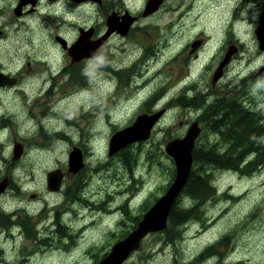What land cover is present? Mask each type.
Returning <instances> with one entry per match:
<instances>
[{
    "label": "rangeland",
    "instance_id": "rangeland-1",
    "mask_svg": "<svg viewBox=\"0 0 264 264\" xmlns=\"http://www.w3.org/2000/svg\"><path fill=\"white\" fill-rule=\"evenodd\" d=\"M121 2V12L129 7L139 14L145 0ZM9 3L4 0L3 5ZM262 5V0H167L151 18L136 23L143 27L142 23L150 22L154 32L148 28L138 33L134 30L127 37L113 35L105 47L106 52L112 51L111 65L134 62L138 69L135 73L144 70L140 76L131 74L130 84L115 85L113 79L104 82L97 69L102 60L95 56L88 61L86 75L78 85L53 87L56 90L52 98L48 94L37 96L36 86L32 92L33 87H27L16 93L15 101L5 103L12 119L0 130V158H5L0 159V181L5 177L8 181L0 194V212L9 225L0 226V264H97L116 242L123 240L133 230V221L145 203L163 196L174 178L173 160L164 151L167 141L182 136L194 116L221 98L218 93L211 94L210 81L234 42L240 44L235 45L239 50L225 66L218 86L227 97L237 95L243 105L249 103L260 111L263 118L259 122L264 124V81L253 77L245 86L243 80L264 63V50L258 49L254 34ZM88 8L81 6L72 19L60 20L53 16L57 7L51 10L52 16L42 15L46 10L43 7L41 17L33 21L32 28L38 24L40 30H34L38 41L30 45L31 52H41L36 51L41 46L54 49L45 38L50 21L48 30L52 34L57 31L74 38L78 25L93 20ZM137 39L154 45L156 54L145 63L139 62L142 45ZM15 46L9 42L8 52L3 55L14 57ZM41 53L36 55L41 63L39 71L47 67L38 57L50 59ZM58 62L61 66L68 60L58 57ZM193 82L197 84L194 97L199 96L195 99L199 104L190 105L191 98L177 101L174 96ZM39 83L35 78L32 84ZM203 94L212 96L205 98ZM143 101L154 104L152 113L162 106L168 110L156 121L149 138L108 155L111 135L135 121ZM206 133L201 128L202 135L196 142H214L217 147L222 144L216 134ZM14 140L22 145L23 152L12 160ZM76 146L83 151L84 167L77 176L65 175L58 190H49L46 173L60 168L72 174L68 158ZM123 154L126 159H122ZM212 171L215 194L205 201L202 220L187 222L184 230L167 243L159 230L150 231L124 264H264V165L245 175ZM77 185L81 188L76 193ZM73 196L76 200L66 201ZM180 203L187 205L190 200L181 195ZM59 206L57 214L55 208ZM54 221L59 225L50 228L60 226V231L52 235L50 243L45 242L42 237ZM210 247L214 252L196 261Z\"/></svg>",
    "mask_w": 264,
    "mask_h": 264
},
{
    "label": "flooded vegetation",
    "instance_id": "flooded-vegetation-1",
    "mask_svg": "<svg viewBox=\"0 0 264 264\" xmlns=\"http://www.w3.org/2000/svg\"><path fill=\"white\" fill-rule=\"evenodd\" d=\"M147 2L148 0H145L141 12L137 14L129 10V7H126L125 9L123 8V11L121 12L118 8V6L122 4L121 0H10V3L6 6L3 5L4 0H0V130L5 129L8 123L12 119V116H10L11 112L6 110L5 103L9 102V100L15 101L16 98L18 97L16 95L17 92L19 91L24 92L26 91L27 87L28 89L33 87L30 90L32 92L35 89L34 86H36L38 89L37 96L39 97L44 95L47 96V94L51 96L53 92L56 90V89L53 90V87L57 88V86L60 85H65L66 87L72 83L78 85L82 77L86 75L85 71L88 69L89 66L87 64L88 61H90L95 56L101 58L102 60V62H100L99 68L97 67V69L99 71L100 77L104 80V82L106 79H108L109 81H112L113 79L115 85L117 84L116 82L122 84H126V83L130 84L131 83L130 80L132 79L130 77L131 74L134 76L138 74L139 76L142 75L144 70L140 71L139 73H135V69H137L136 68L137 63L134 62H132L128 66H124L122 62L118 64L116 67L111 65L112 51L109 50L106 52V48L110 41V38L113 35L119 37H127L134 30H136V32L138 33L139 29L141 31L144 30L146 31L148 28L152 29V31L154 32L155 29L152 28L150 22L142 23L145 24L143 27H140V25L139 26L136 25V23L140 19L151 18L158 11H160L162 8L165 7L167 0H162L159 7L150 14L143 15ZM263 2L264 0H262V4ZM51 4L54 5L50 9ZM84 5L89 7L87 10H90V14L93 15L92 21L94 22L92 23V21L91 22L86 21L81 23L82 26L78 25L76 27L77 34L75 35L74 38L73 35H71L70 38H67L66 35L62 33H58L57 31L54 32V34H52L51 30H48L52 26L51 21L46 24L45 38L47 36L49 43L54 49H48V48L44 49V46H41V49L36 50L48 54L49 58L52 60L51 61L50 59H48V57H43V58L38 57V60L42 62V65H44V67H47L46 69L39 71L38 67L41 63L37 61L36 55L42 53L41 52L32 53L31 50L33 49H30V45L38 41V39H36L35 37L36 34L35 32L37 30L38 31L40 30L38 24L35 26V28H32L33 21L36 19V17H41L40 15L42 13V8L45 6H46V10L45 13H43L42 15L52 16L51 10L57 7V12L53 10L54 12L53 16L55 17V19L59 18L60 20H67L70 18L72 19L73 17L72 15L76 11V9L81 6L83 7ZM110 18L112 20L110 22V26L112 25L113 21L117 22L118 20V22H122V21L125 22L126 28L124 29V35H120L121 33L116 29L114 24L112 25V27L108 25L109 24L108 19ZM71 22L72 21L69 22V25L71 24ZM55 27L56 26L54 24L53 29H55ZM164 29H166V27H164ZM80 36L84 37L83 40H85L87 44H89V46H91L92 44L94 45L96 41L99 40L98 45L94 47L93 50L91 51L89 50L90 52L84 49L83 53L85 54H83L84 56L81 57L80 59H73V57L69 54V47L75 41H77ZM59 39L65 42L66 47L63 46V44ZM46 40H44V42ZM137 41L140 42L142 45V51H141L142 58H139V62L142 61V63H145L147 58L155 56L156 51L155 48L153 47L154 45L152 42L145 41L144 39H137ZM9 42L16 44V46L12 49V51L15 52V55L14 57H10V58L9 55L8 57H5V55H3L4 52H8L7 47ZM234 44L235 45L237 44V47H239L240 45L237 42H234ZM237 49L239 50V48ZM50 51H54V53H50ZM26 52L27 55H25L24 57V54ZM58 57L60 58L61 61L68 60V63L58 66L60 65L58 62ZM106 62L109 64L108 67L106 66ZM52 64L54 68H50ZM75 68H79V70ZM224 68H223V74H224ZM35 78L39 79L40 81L39 85L32 84ZM210 82H211L210 89L212 91L211 94H213L214 96L216 93H218L219 97H221L222 100L226 99L227 95L225 93L222 94V88H219L218 86L219 81L213 83L211 80ZM245 84H246L245 86H247L248 81ZM196 85L197 84L193 82L185 86L181 91L183 93L182 94L180 93V95L177 94L176 96H174V98L177 99V101L183 100L180 98H187V99L191 98L192 101H195V99L199 98V96L194 97V89ZM186 92L187 93L191 92V94H187ZM184 95H188V96L183 97ZM52 96L50 98H52ZM209 96L204 95L203 97L207 98ZM219 97L216 96L215 99H218ZM153 105L154 104L152 103L148 104L143 101V104L138 108V110H141L140 114H144V113L150 114L152 113V111L155 110ZM249 105H250L249 103L246 104L247 107H249ZM162 109H163V114L165 111L168 110L165 106H162ZM199 110L198 113H200ZM200 115L198 114L197 116ZM197 116L196 117L194 116L192 121L197 120L198 126L200 127V131H201V123L199 121V118H197ZM160 118H162V116ZM160 118L158 120H160ZM14 142H17V140H14L13 144ZM129 144H127L125 148ZM77 148L80 149L83 158L82 149L80 147ZM123 149L124 147L121 150ZM118 154H119L118 156H120V152ZM0 159H3L5 161V158H3V156ZM83 167L84 166H82L76 172H71L72 174H68L67 169L66 171L62 170V172L64 173V176L65 175L77 176L79 175L80 170ZM79 188H81V185H77L76 193L77 191H79ZM77 198L79 201L81 200L80 199L81 196L78 195ZM73 199L76 200V198H74L73 196V197H69L66 201H70ZM61 207L62 206L55 208L57 214L61 210ZM54 224L59 225L57 221L56 222L54 221L49 224V227L47 228L48 234H46L45 237H42V240H44L45 242L50 243L51 240L53 239L52 235H55L60 231L59 229L60 226H56V229L54 230L50 228V226ZM40 242L42 241L40 240ZM124 263L125 262H123L122 264Z\"/></svg>",
    "mask_w": 264,
    "mask_h": 264
},
{
    "label": "trees",
    "instance_id": "trees-1",
    "mask_svg": "<svg viewBox=\"0 0 264 264\" xmlns=\"http://www.w3.org/2000/svg\"><path fill=\"white\" fill-rule=\"evenodd\" d=\"M260 79L264 81V75L258 78ZM243 80L247 82L254 78L249 75ZM189 104L198 105L199 103L197 100H189ZM205 109V112L198 117L202 132L216 134L222 144L217 147L214 142L195 141L190 173L169 209L166 226L158 231L165 243L172 241L180 231H183L187 222L202 220L201 214L204 213L205 201L212 199V195L215 194V186L212 182L213 169L229 170L245 175L264 165V124L259 122L263 118L260 111L250 105L249 107L243 105L237 95L224 100L219 98L216 103ZM124 158L123 154L122 159ZM172 174L175 175L173 168ZM181 195L188 197L190 203L182 206ZM156 200L157 197L150 203H145L144 210L133 221L134 228ZM8 225L7 218L0 212V226L7 227ZM213 252L211 247L206 248L197 256L196 261Z\"/></svg>",
    "mask_w": 264,
    "mask_h": 264
},
{
    "label": "water",
    "instance_id": "water-1",
    "mask_svg": "<svg viewBox=\"0 0 264 264\" xmlns=\"http://www.w3.org/2000/svg\"><path fill=\"white\" fill-rule=\"evenodd\" d=\"M162 0H148L146 3L143 15H148L156 10L161 4ZM111 18L108 19L110 26ZM123 34L126 24L124 21L115 22L112 25ZM112 25L110 27H112ZM128 26V25H127ZM255 38L258 42V49L264 50V2L261 14L258 19L257 26L254 31ZM84 37L80 36L69 47V54L73 59H80L83 57L85 50H93L98 45V41L91 46L87 44ZM60 40V39H59ZM64 47L65 42L60 40ZM197 41L192 43V48L197 45ZM89 51V52H90ZM237 52L235 45H230L225 51L223 57L219 61L212 75V82L215 83L223 74V68L229 63L231 56ZM264 75V63L256 70L255 76ZM163 109L150 114H139L135 121L120 130L115 131L108 142V155H112L117 150L125 147L127 144L134 141L145 140L149 137L152 127L156 121L162 116ZM200 134V127L197 120L191 122L185 133L181 137H174L167 141L164 146L165 153L173 160L175 167V175L170 186L163 196L158 198L153 205L143 214L138 221L137 226L121 241L116 242L110 251L101 258L97 264H122L129 253L139 246V241L150 231L162 230L166 226L167 215L176 197L183 188L192 166V150L196 138ZM23 152V147L20 143L14 142L12 159H18ZM83 166V158L79 148L74 147L69 152L68 171L76 172ZM64 173L61 169L56 168L49 170L46 173V185L51 191H56L60 188ZM7 178L0 181V194L3 193L7 187Z\"/></svg>",
    "mask_w": 264,
    "mask_h": 264
},
{
    "label": "bare ground",
    "instance_id": "bare-ground-1",
    "mask_svg": "<svg viewBox=\"0 0 264 264\" xmlns=\"http://www.w3.org/2000/svg\"><path fill=\"white\" fill-rule=\"evenodd\" d=\"M222 75H223V74H222ZM254 77H256L255 74H254ZM257 77H260V76H257ZM196 139H197V138H196ZM195 141H196V140H195Z\"/></svg>",
    "mask_w": 264,
    "mask_h": 264
}]
</instances>
